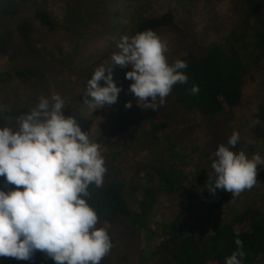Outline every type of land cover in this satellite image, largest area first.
Instances as JSON below:
<instances>
[{"label": "trees", "instance_id": "obj_1", "mask_svg": "<svg viewBox=\"0 0 264 264\" xmlns=\"http://www.w3.org/2000/svg\"><path fill=\"white\" fill-rule=\"evenodd\" d=\"M52 1L84 5L88 10L104 13L100 21L84 33L88 38L118 35L120 27L115 20L121 15L110 12L118 4L130 11V37L146 29H152L159 35L179 28L176 11L153 14L154 5L161 0H0V54L8 57L12 65L9 71L0 73V86L10 87L14 81H20L26 84V88L33 89V105L28 102L26 106L0 111V128L7 126L16 130L10 118L18 120L21 115L30 113L33 107H37L39 96L50 94L57 86L56 76L63 71L70 73L66 68L56 66L52 53L39 38L41 27L50 32L60 28L48 9ZM174 1L177 4L175 10L182 8L190 13L201 0ZM233 1L238 5V28L231 31L225 44L213 43L187 49L178 59L188 64L183 70L188 81L174 85L169 95L175 109L198 114L209 124L232 115L243 104V91L251 67L264 62V0ZM119 52L118 46L109 47L96 60L73 71L84 86L80 93L68 92L62 112L65 117L73 116L82 131L87 132L95 119L88 116L90 108L84 104L87 80L91 79L96 68L104 66L105 75L110 68L118 86L130 67L113 64L112 55ZM100 85L106 86V82L102 80ZM193 85L199 86L195 95L190 91ZM87 99L91 100V97ZM128 101L132 102L131 108L125 107ZM145 121L149 118L139 112L136 98L130 94L124 98L121 111L100 125L97 135L91 139L100 144L107 168L103 185L99 188L91 185L90 196L85 198L98 214L97 227H117L126 235L136 233L149 239L156 238L154 245L143 249L135 264H150L151 260H155L156 264H225V258L237 250V234L243 241L245 256L242 264H264V193L259 201L247 204L228 219L215 220L214 215L236 197L220 189L214 195L210 194L207 185L209 179L214 184L215 178L212 177H200V194L208 212L189 224L182 219L161 224V234L154 232L152 226L160 196L175 197L182 193L187 176L173 161L179 155L173 151L171 139H168L163 155H153L163 124L152 121V130L147 131ZM252 134L264 146V105L254 116ZM238 146L239 143L234 151L238 150ZM104 148L110 149L109 152L102 153ZM145 150L152 154V158L149 162L130 164L138 181H128L122 166L127 157L124 152L132 151L134 155H139ZM256 185L264 187V169L258 172ZM14 187L0 177V190L9 191ZM111 240L113 252V237ZM37 253L44 257L46 264H55L43 253ZM111 260L110 255L105 256L100 264H113Z\"/></svg>", "mask_w": 264, "mask_h": 264}, {"label": "clouds", "instance_id": "obj_2", "mask_svg": "<svg viewBox=\"0 0 264 264\" xmlns=\"http://www.w3.org/2000/svg\"><path fill=\"white\" fill-rule=\"evenodd\" d=\"M118 48L113 64L131 67L125 78L133 81L129 91L142 109L157 110L174 85L188 81L183 71L187 62L169 63L167 41L152 29L123 36ZM107 69L105 75L104 66L96 68L87 80L84 104L92 111L115 104L122 90ZM102 80L106 86L100 85ZM190 91L197 94L199 86ZM125 107L131 108L132 102ZM64 108L59 94L50 100L40 97L36 108L18 118V129L0 128V177L15 186L0 190V257L31 260L40 252L55 264H100L113 247L85 199L91 185H103L107 172L100 144L90 140L73 116L65 117ZM239 139L233 131L227 145L216 149L211 164L215 181L209 179L207 185L210 194L220 189L234 198L256 185L264 158L233 151ZM235 243L237 250L225 264H242L245 253L238 234Z\"/></svg>", "mask_w": 264, "mask_h": 264}, {"label": "rangeland", "instance_id": "obj_3", "mask_svg": "<svg viewBox=\"0 0 264 264\" xmlns=\"http://www.w3.org/2000/svg\"><path fill=\"white\" fill-rule=\"evenodd\" d=\"M85 7L84 5L57 1L49 3L48 9L60 24V28L50 32L41 27L39 38L43 46L52 53V61L56 66L66 68L70 73L60 72V75L56 76L57 86L50 94L39 96V98L44 97L50 100L52 94L55 93L59 94L66 103L69 91L80 93L84 86L82 81L77 80L73 71L96 60L109 47L118 46L123 36L130 37L129 29L132 22L130 11L127 12L126 7L118 4L110 9V12H117L121 15L115 20V24L120 27L118 35L88 38L84 33L88 31V27L96 25L104 13L91 11ZM154 7L153 14L156 15L164 14L168 10L177 13L179 28L159 34L161 39L167 41L168 52L166 55L169 63H173L184 55L187 49L192 47L207 46L213 43L225 44L231 31L238 28L240 18L238 5L233 0H201L196 9L190 13L182 8L175 10L177 4L174 0H161ZM37 25L40 24L37 23ZM11 67L8 57L0 54V73L9 71ZM130 70L131 67L128 71ZM132 82L125 77L123 78L118 85L122 90L115 104L88 111V116L95 117L87 131L90 140L97 135L100 125L105 124L110 117L121 111L124 98L132 94L129 91ZM243 92V104L232 115L221 118L215 124L207 123L198 114H187L175 109L170 96L165 98V104L159 106L157 110H145L137 104V108L143 117L149 118V121L144 122L147 131L152 130V121L163 124L162 129L158 132L159 144L153 151V155H163L168 146V139H171L174 145L173 151L179 155V158H184L179 160L176 157L177 159H173V161L184 170L187 176L185 189L182 193L175 197H168L166 194L160 196L152 226L155 233L161 234V224L180 219L189 224L208 212L200 194V177L203 179L206 177L215 178L214 170L211 167L215 159L214 153L220 144L227 145V140L233 131L238 132L240 137L238 150L235 152L243 150L249 158L258 153L264 158V146L252 134L254 116L264 105V62L257 67H251ZM32 96L33 89L26 88V84L20 81H14L10 87L0 86V111L5 112L14 107L26 106L28 102L33 105ZM10 122L15 129H18L19 121L17 119L10 118ZM109 150L104 148L102 153H108ZM232 150L234 151V149ZM124 154L127 157L122 166L128 181H138L130 164L149 162L152 154L148 150L139 155H134L132 151L124 152ZM263 166H258V172L264 169ZM263 193L264 187L262 185H255L251 190H245L235 200L226 204L221 211L214 215L213 219L221 221L228 219L232 214L243 210L247 204L259 201L260 195ZM106 230L109 236L114 239L115 249L108 254L111 256L113 264H135L143 249L148 246L151 247L157 241L156 238L149 239L143 234L131 233L126 235L117 227L108 229L106 227ZM25 263L46 264V261L38 253L31 260L0 257V264ZM149 263L156 264V261L151 260Z\"/></svg>", "mask_w": 264, "mask_h": 264}]
</instances>
